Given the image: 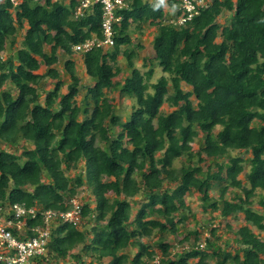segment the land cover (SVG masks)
I'll use <instances>...</instances> for the list:
<instances>
[{
	"label": "trees",
	"instance_id": "1",
	"mask_svg": "<svg viewBox=\"0 0 264 264\" xmlns=\"http://www.w3.org/2000/svg\"><path fill=\"white\" fill-rule=\"evenodd\" d=\"M126 2L112 50L80 54L83 85L73 47L102 38L99 8L74 18L73 2L0 1V199L37 211L23 218L30 236L40 212H67L88 190L79 222L51 224L50 264H264V0H210L179 26L164 22L175 0ZM146 26L164 74L154 84L153 67L141 73L122 49ZM120 55L131 68L120 92L134 103L124 121L108 98ZM191 193L211 215L185 233ZM240 217L232 249L219 232Z\"/></svg>",
	"mask_w": 264,
	"mask_h": 264
},
{
	"label": "built area",
	"instance_id": "2",
	"mask_svg": "<svg viewBox=\"0 0 264 264\" xmlns=\"http://www.w3.org/2000/svg\"><path fill=\"white\" fill-rule=\"evenodd\" d=\"M1 1V0H0ZM12 7H16L24 0H7ZM33 3L44 4L50 2H66L67 5L73 2L72 14L74 18L84 15L89 9L99 8L100 10V31L102 38L93 37L79 43L73 47V51L78 54L86 53L93 48H109L114 44L115 34L114 24L120 20L116 13L121 9L128 8L126 0H32ZM167 1V0H166ZM174 11L178 14L171 23L183 25L198 15L201 10L206 9L210 0H175ZM92 13V12H91ZM5 55L0 53V60H4ZM71 208L67 212H40L42 226L31 229L32 235H25V219H34L37 211L26 209L23 205H4L0 199V264H50L46 245L49 241L51 224L79 222V211L81 203L75 198L70 200ZM14 230L20 239L13 235ZM28 230V229H27ZM156 263V261H155ZM61 264H64L61 263ZM66 264V263H65ZM68 264H83L71 262Z\"/></svg>",
	"mask_w": 264,
	"mask_h": 264
},
{
	"label": "rangeland",
	"instance_id": "3",
	"mask_svg": "<svg viewBox=\"0 0 264 264\" xmlns=\"http://www.w3.org/2000/svg\"><path fill=\"white\" fill-rule=\"evenodd\" d=\"M163 2H166V0H163ZM164 11H165V17H164V22H172V20L175 18V11L174 8L170 9L168 8L166 5L164 6ZM229 19V14L228 13H223L221 16H219L218 18V23L220 25H223L225 23L226 20ZM156 33V29L153 27H144L142 29V33H134L132 34V38H131V43L129 45L123 46L122 49H127L131 52L134 53V58H133V62H134V66L141 72L144 73L147 71V69L149 67H153L154 73L151 77L150 83L154 84L158 78H160L161 76H163L164 74L162 73L161 69L158 68L155 64V60L153 59L154 53L151 50V41L152 38L154 37ZM20 36H17V41H19ZM217 41H220V39L218 38ZM112 50V48H105V51H110ZM80 54H74L73 55V60H75V70L77 75L81 78L82 80V84L83 85H88L91 84L92 81L87 78V76H85L84 73V67L82 65V61L80 58ZM67 59L66 56L58 54V64L56 65L57 70L60 74V78L65 82V84L67 83V74L64 72L63 70V64L65 62V60ZM116 66H118V68L120 69V72L114 77L112 78V87H111V91H109L108 93V98L110 100H112L113 105H114V111L116 113V115L122 120H126L131 111H132V106H133V100L123 96L120 92V88L121 85L123 83V80L126 77H129L131 75V68L127 67V63L126 60L120 55L117 58V63ZM53 84H48L47 85V89L52 88ZM182 88L184 90L187 89V87H185L184 85H182ZM44 91V90H43ZM42 91V93H43ZM63 91H65L64 87H63ZM85 90L81 89L80 93L77 97V103H79V99H81V97L83 96ZM163 113H167L169 110H167L166 106H163L161 108ZM195 150V147H194ZM12 152L16 153V150H11ZM237 153L236 152H230L229 157H234L236 156ZM243 157H245L244 154H242ZM182 161L181 160H176L174 162L175 167H179L181 165ZM248 171V167L246 165H244V170L243 172H247ZM244 173L239 175V179L244 181ZM222 187H217L215 188L214 192L212 193L213 196H217L218 195V190L221 189ZM231 191V189H230ZM89 193L88 190L85 187H81L79 189H77V196L75 197V199L82 203L84 201V199L89 198ZM228 197V195H227ZM186 202L187 204L190 205L192 214L188 215V221L185 223V225L183 226L184 229L183 232L187 233L189 231H192L195 228V224L197 223L198 219L200 220V224L203 225L204 223L207 222V219H209V216L211 215V213L207 212L204 213L202 211L201 208V203L199 201V199L194 195V194H190L186 197ZM253 208L256 209V211L258 210L255 203L253 205ZM137 209V207H135L133 209V211H135ZM134 213V212H133ZM182 215H185V213H181ZM197 220V221H196ZM230 225L232 226V231H227V229H225V227H221V231L219 232V237L221 239L224 238H229L232 246V249L235 247V244L233 243L235 236H234V232L235 230L238 228V226L240 225L241 221V217L234 219V218H230ZM219 219L217 218L216 223H218ZM60 223V222H59ZM58 223V224H59ZM215 223V224H216ZM180 226V225H179ZM207 233L204 234V237H206ZM262 239H264L263 236H261ZM167 239H171V237H167ZM219 242V241H217ZM78 250V248H77ZM178 249L177 247L173 249V252H177ZM210 262V264H214L213 260H208Z\"/></svg>",
	"mask_w": 264,
	"mask_h": 264
},
{
	"label": "clouds",
	"instance_id": "4",
	"mask_svg": "<svg viewBox=\"0 0 264 264\" xmlns=\"http://www.w3.org/2000/svg\"><path fill=\"white\" fill-rule=\"evenodd\" d=\"M159 3H163V0H159ZM158 6V5H157Z\"/></svg>",
	"mask_w": 264,
	"mask_h": 264
}]
</instances>
